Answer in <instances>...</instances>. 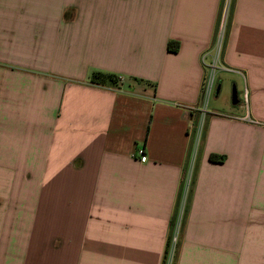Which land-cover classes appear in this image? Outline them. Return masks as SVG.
Returning a JSON list of instances; mask_svg holds the SVG:
<instances>
[{
  "label": "crops",
  "instance_id": "1",
  "mask_svg": "<svg viewBox=\"0 0 264 264\" xmlns=\"http://www.w3.org/2000/svg\"><path fill=\"white\" fill-rule=\"evenodd\" d=\"M225 3L0 0V264H164ZM218 73L173 264H264V0Z\"/></svg>",
  "mask_w": 264,
  "mask_h": 264
},
{
  "label": "built area",
  "instance_id": "2",
  "mask_svg": "<svg viewBox=\"0 0 264 264\" xmlns=\"http://www.w3.org/2000/svg\"><path fill=\"white\" fill-rule=\"evenodd\" d=\"M229 6H230V0H227L224 6V10L222 13V17L220 20V24L216 33V37L212 49L208 50L202 55V61L204 62L207 68L209 67V71H208L209 74L208 76H206V80L204 84L206 101L207 98H209L210 93L214 89L215 86L214 72L218 68L225 47ZM120 84H123V80L121 78H119V85ZM243 99H244V104L246 105V107H248L249 93L246 88L243 92ZM238 118L252 124L264 125V122H261L260 120L252 117L248 112L243 116H238ZM205 121H206V108H203L200 111V115L193 126L192 145L190 150L189 162L182 183L181 198L179 201L175 226L166 248L164 264H173L174 262L177 241H178V231L185 211L187 196L190 191L192 179L194 176L197 152L204 134ZM140 153H141V161L145 162L147 160V155L144 153V150L142 149L140 150Z\"/></svg>",
  "mask_w": 264,
  "mask_h": 264
},
{
  "label": "trees",
  "instance_id": "3",
  "mask_svg": "<svg viewBox=\"0 0 264 264\" xmlns=\"http://www.w3.org/2000/svg\"><path fill=\"white\" fill-rule=\"evenodd\" d=\"M172 42L169 43V49L175 50L172 47ZM119 76L111 72L95 71L90 77V83L98 86H119ZM210 159L212 161H223L224 157L218 154H211Z\"/></svg>",
  "mask_w": 264,
  "mask_h": 264
},
{
  "label": "rangeland",
  "instance_id": "4",
  "mask_svg": "<svg viewBox=\"0 0 264 264\" xmlns=\"http://www.w3.org/2000/svg\"><path fill=\"white\" fill-rule=\"evenodd\" d=\"M227 1V0H226ZM227 31H228V23H227ZM226 37H227V34H226ZM219 66H220V63H219V65H218V68L215 70V72H214V78H215V81L217 82L219 79H218V77H219V73H218V69H219ZM209 67L207 68V76H208V74H209ZM224 87L225 88H227L228 90H227V96L228 97H231L232 96V86H230V81L229 82H227V83H225V85H224ZM224 94V93H223ZM222 93H221V97L220 98H218V96H217V94L216 93H214V90L210 93V95H209V98H207V105H206V107L208 108V110L210 109H212L213 107H220L221 106V102H222ZM205 97H206V93H205V95H204V98H203V103L205 104ZM203 104V105H204ZM206 108V109H207ZM178 206H179V204H178ZM178 211V210H177ZM176 217H177V215H176ZM182 219H183V217H182ZM175 222H176V219H175ZM175 222H174V225H173V227H172V232H173V229H174V226H175ZM181 224H182V220H181V223H180V227H181ZM180 227H179V231H178V236H179V233H180ZM172 232H171V234H172Z\"/></svg>",
  "mask_w": 264,
  "mask_h": 264
},
{
  "label": "water",
  "instance_id": "5",
  "mask_svg": "<svg viewBox=\"0 0 264 264\" xmlns=\"http://www.w3.org/2000/svg\"><path fill=\"white\" fill-rule=\"evenodd\" d=\"M232 100L234 104H237L239 102L238 91L236 88L233 89Z\"/></svg>",
  "mask_w": 264,
  "mask_h": 264
}]
</instances>
